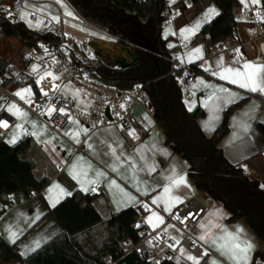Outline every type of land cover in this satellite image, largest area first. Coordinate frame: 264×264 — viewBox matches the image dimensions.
<instances>
[{
	"label": "crops",
	"instance_id": "crops-1",
	"mask_svg": "<svg viewBox=\"0 0 264 264\" xmlns=\"http://www.w3.org/2000/svg\"><path fill=\"white\" fill-rule=\"evenodd\" d=\"M28 1V8L30 10L46 6L43 7V11L40 13L49 18L56 16L57 13L53 9V5L57 7V10L66 7L68 11L77 13L66 0H62V4L56 3V0ZM178 1L175 0V3H172L171 0H166L167 5H174ZM238 1L240 2L241 9L236 18L242 17L248 9H256L261 12V23L259 26L237 25L236 33L219 43L213 42L209 36H206L201 41H197L196 39L202 29L221 14V9L215 3L203 7L199 2H194L191 5L180 8L175 21L163 27L162 35L167 42L168 49L171 50L172 57L177 60L179 68L184 70L188 67L191 68L193 65L197 66V69L193 71V74H195L194 80L184 84L182 81L184 103L187 109L189 106H192L191 112H194L197 108L203 111L204 116L198 118V123L208 138L212 137L214 130L222 122L226 109L230 105L243 101L232 113L229 122L230 132L221 141L220 147L232 164L241 167L249 178L259 181L261 186L264 185V135L262 134L260 125L264 124V96L259 93L254 94L240 89L233 84H229L213 76L211 71L204 70L209 66H211L212 70H216V63L220 57L224 58L226 65L236 57V53L229 55L221 51L222 46H226L231 51L239 48L245 59L264 63V22H262L264 21V8L262 7V1L260 5H253L249 0L248 7H245L241 3V0ZM209 8H215L219 15L212 17L208 22L202 23L201 28L196 34L185 41L180 35V29L193 26L197 20L203 21L204 13ZM20 21L25 23L33 31L38 29L29 26L27 22L28 17L25 20L20 19ZM43 31L45 30H40V32ZM166 33L167 37H165ZM70 34L76 36L78 39L76 33L73 34L72 32ZM186 43H190V46L188 48H182V45ZM169 45L174 46L170 47ZM196 47H202L203 59L194 60L189 63L187 54ZM27 51L28 48L25 54ZM24 56L13 59V62H7L16 66H24L27 63ZM178 57L182 58L184 62L181 63V59H178ZM0 59L7 60V58H3L2 56H0ZM184 75L183 79L185 80L189 78L190 73L184 70ZM201 79L206 83L228 88L232 92L238 93L241 98H237L234 103L228 105H224L222 101L218 102L220 105L219 110L212 109V102H210L208 108H205L202 102L207 98V93L211 90L205 89L199 84V80ZM70 86L69 84H65L58 90L64 93L63 91H66L65 87H67L69 90L67 94H64L70 96L76 104H80L79 95H74L76 90H73L75 88L71 86L73 87L72 89ZM25 87L31 86L12 85L9 87L11 94L15 97L14 100H9L8 96L0 89V113L4 112L10 117L12 122V129L4 142L9 146H15L21 141L28 140L30 147L26 153L22 154V159L34 161V174L38 180L48 178L50 181L42 192L34 194L31 197H27L22 192H16L10 195V202H6L0 198V236L10 244H17L22 257L29 256L62 233V224L53 215L49 214V212L59 207L67 198L72 197L76 191L95 197L93 206L102 219H108L128 208H133L137 211L141 203L149 204L154 211L163 215L164 219H166L169 214L163 211V206L157 207L156 205H152L151 200L153 197L163 193V188L169 183L168 177L173 174L186 177L187 184L190 186H180L179 188L173 189V195L181 197L183 203L198 193L204 194L196 188L188 174L189 163L179 155L172 153L170 147L166 144L164 131L159 128L154 117L149 116L142 107H138L136 110L137 123L129 127L119 124L92 127L87 123L78 121V125L68 123L63 131L56 132L46 123L39 121L26 111L23 107V101L14 95L16 91ZM11 103L17 104L18 107L28 112V123H24L7 111V106ZM244 113H248V115H244ZM214 116L218 118L211 119ZM33 120L37 122L38 128L46 126L47 131L40 135L39 140L49 141L48 143L38 142L36 136L31 135V138H29L28 135L23 134L20 135V138L15 144L7 142L11 139L14 131H19L15 129L16 124L23 123L24 128L28 132L36 131L37 129H33L30 123ZM206 122L209 125V129L214 128V130L206 129ZM243 123L250 125L248 132L242 130ZM80 127L87 128L89 131L87 135L83 132L80 133L79 139L81 142L79 144L75 143L69 136L64 135V131H79ZM133 130L136 138L129 135V132ZM53 137L55 138L53 139ZM80 144L87 147L90 152L85 153L84 150L79 148ZM89 144L92 145L91 148L88 147ZM111 148H115L116 154L121 156L119 161L115 160L111 153ZM78 157L84 158L83 161L79 162L84 168H87L88 163L93 166L91 170H88L87 177H82L85 180L83 187H86L88 191H83L82 185L77 183L69 175V168L73 163L77 162ZM132 164L136 166L135 180L132 178ZM113 165L116 166V171L112 170ZM149 166H155V171L149 172ZM97 170L104 172L106 178L96 177L95 173ZM88 180H96L97 183H87L86 181ZM111 180H115L121 188L136 197V200L129 201L118 188L110 185ZM55 184H59L66 192H70L71 195H60L59 202L55 207H52L50 198L53 200L56 199L58 190L53 189L50 193L49 189L53 188ZM137 186L141 191H137ZM93 188H95V191H92ZM262 189L264 190V188ZM144 191H147L148 195H143L142 192ZM209 201L211 204L210 208L198 225L192 229V234L197 239L202 233L199 224H208L209 221L226 227L230 232H236L238 227L242 228L243 232L240 234L241 239L250 240L254 244L251 261V264H254L253 255L255 251L260 249L261 242L245 222L241 220L234 223L228 222L230 214L223 206L211 199ZM183 203H177L173 207L172 212L178 209ZM215 213H219V215H213ZM149 215H151L150 212L146 217ZM10 227L12 231L18 232V238L15 243H12L8 238L9 233L7 229ZM170 232L176 234L174 229H170ZM213 232L218 235L221 234L219 229H213ZM198 241L201 242L204 248L208 247L202 241ZM37 242L40 245L38 248L36 247ZM31 249L35 250L32 251ZM209 251L213 257L221 260L222 264H227V261H224V258L220 257L219 253L213 249H209ZM181 258L176 261L192 264V262L182 255ZM208 261L209 257H204L201 264H207Z\"/></svg>",
	"mask_w": 264,
	"mask_h": 264
},
{
	"label": "trees",
	"instance_id": "trees-1",
	"mask_svg": "<svg viewBox=\"0 0 264 264\" xmlns=\"http://www.w3.org/2000/svg\"><path fill=\"white\" fill-rule=\"evenodd\" d=\"M3 0H0V9ZM78 15L104 31L119 37V44L138 56L131 67H112L103 59L82 58V64L92 69L105 83L119 90L142 87L154 109V119L166 132V144L173 154L189 163L188 174L196 188L209 199L220 203L230 214L228 222H245L261 242L253 260L264 261V190L259 181L249 178L244 170L232 164L220 147L229 134L230 117L243 103L230 105L222 122L211 138L202 131L198 118L204 116L197 108L194 112L184 103V70L171 55L163 38V12L166 0H66ZM262 7L264 8V0ZM203 7L215 3L221 14L206 25L197 41L209 36L219 43L236 33V16L241 9L238 0H195ZM177 4V3H176ZM183 7V6H181ZM16 38L22 48H37L41 41L60 43V37L51 32L31 30L22 21L5 16L0 10V37ZM104 56V55H103ZM7 61L0 59V75ZM193 71L196 65L191 67ZM264 135V124L260 125ZM30 147L28 140L15 146L0 142V198L10 202V195L22 192L27 197L40 193L49 179L38 180L35 163L22 159ZM95 197L76 191L59 207L51 210L63 226V231L27 257H22L17 244H10L0 236V264H104L103 257L120 259L118 243L130 239L141 240L140 230L133 227L137 212L123 210L108 219H102L93 206ZM134 264H143L137 262ZM163 264H187L166 261Z\"/></svg>",
	"mask_w": 264,
	"mask_h": 264
},
{
	"label": "built area",
	"instance_id": "built-area-1",
	"mask_svg": "<svg viewBox=\"0 0 264 264\" xmlns=\"http://www.w3.org/2000/svg\"><path fill=\"white\" fill-rule=\"evenodd\" d=\"M7 1H12V5H8ZM147 1V0H142ZM195 0H179L177 4L167 5L163 12V27L171 24L175 21L179 14L181 6H188L194 3ZM29 4L28 0H3L1 4V12L9 17V10L12 13L11 17L20 21V13L27 11L30 13L28 20L31 21L32 26L35 28L38 20L43 21L34 30L39 33L51 32L54 35L60 37V43H53L48 41H41L37 48H28L24 58L27 63L24 66H16L8 63L3 71V75H0V89L8 96L9 100H14L15 97L11 94L9 87L12 85L19 86H31L34 95L32 97L34 103L32 106L23 102V107L33 117L39 121L46 123L50 128L56 132H61L60 129H64L68 125V116H61L58 113H54L51 118L47 115H40L41 109H36L35 105L40 104L43 106L54 105L55 107H65V110L70 113L71 117L77 121H81L89 124L92 127H103L110 124H119L125 127H129L137 123L138 118L136 110L138 107H142L145 112L153 117L154 109L150 106L142 87L137 86L133 89L119 90L113 86L105 83L95 72L84 66L77 56L71 53V58L66 52L70 53L67 44L73 43L80 47H88L89 51H92V47L88 42L79 41L76 36L68 34L65 31L68 20L76 22L72 17L65 16L63 11L56 13V16L60 18V22L53 21L51 18L42 15L40 12H35L25 7V4ZM259 13V15H258ZM261 12L256 9H248L242 17L236 18L237 25H260ZM87 27V24H83ZM47 28V29H46ZM92 30H98V32L111 40H105L99 38L100 44L111 46V50L114 51L110 65H115L116 55L119 52L125 54L126 47L119 46V37L108 33L104 30L97 29L89 26ZM40 30H45L40 32ZM67 34V35H66ZM190 43L182 45V48H188ZM104 48V46L100 47ZM47 50V51H46ZM69 50V51H68ZM221 51L226 52L229 55L235 54V51L227 49L226 46L221 47ZM38 66L39 73H32V66ZM179 68V66H177ZM190 73L188 79H183L184 83H189L194 80L195 74L193 70L188 67L184 69ZM45 71H50L53 74L60 77L59 80L52 81L51 78H46L40 86H37L36 80L40 74ZM92 72V73H91ZM87 77V78H86ZM59 85V88L65 84H69L79 89L80 104H76L74 100L60 92L58 89L52 91V84ZM49 92L48 97L41 94L40 88ZM123 105V107H121ZM0 119L9 121V128H0V142H4L8 133L12 129V122L8 115L4 112L0 113ZM31 138V135H28ZM80 149L85 153H89L90 150L83 144H80ZM141 203L137 209V217L133 223V227L136 230H140L142 238L139 242L135 243L130 239L122 240L118 243L122 250V256L120 259L114 260L111 255H105L102 259L104 264H119L122 259L130 254H135L138 257V262L143 264H163L166 261H173L182 259L180 252L173 251L168 247V244H174L171 237L180 239L181 243L177 248L182 247L188 251L191 255L199 257L204 247L195 236L192 234V229L198 225L201 219L204 217L207 210L210 208L209 199L201 193H198L194 197L185 201L178 209L173 213L179 214L180 217H187L190 213L196 214L195 219H189L186 224L180 223L179 220L173 219L171 215L165 219L166 224L175 225L174 228H168L166 232L163 231L165 225L157 228L155 231L147 224L146 216L149 211H146L142 207ZM139 225V227L137 226ZM170 229H174L176 234H172ZM176 229H180L177 231ZM179 233V234H178ZM151 241V244H149ZM195 241V246L193 245ZM173 257V259H169ZM254 264H264V261H254Z\"/></svg>",
	"mask_w": 264,
	"mask_h": 264
},
{
	"label": "snow or ice",
	"instance_id": "snow-or-ice-1",
	"mask_svg": "<svg viewBox=\"0 0 264 264\" xmlns=\"http://www.w3.org/2000/svg\"><path fill=\"white\" fill-rule=\"evenodd\" d=\"M172 3H175V0H171ZM251 4L253 5H260L261 0H250ZM56 3L62 4V0H56ZM241 3L248 7L249 0H241ZM27 3L25 4V7H28ZM63 6V5H62ZM46 7V6H43ZM43 7H37L34 9L35 12H42ZM20 19L25 20L30 13L27 11L21 12ZM65 16L73 17L75 19L76 17L73 15L71 11H68L65 7L64 11ZM219 15L217 10L215 8H209L204 13L203 21L197 20L193 26L191 27H184L180 29V35L181 37L187 41L190 39L191 36H194L196 32L201 28L202 23L208 22L212 19V17ZM259 15V13H258ZM12 13L9 10V18H11ZM52 20H55L56 22H60V18L58 16H53L51 18ZM29 23V26H32L31 21H27ZM264 22V21H262ZM43 23V21L38 20L36 23V27H39V25ZM83 30V29H82ZM67 35V34H66ZM165 37H167V33L165 34ZM170 47H173L174 45H169ZM47 51V50H46ZM236 57L229 63L225 64L224 58L220 57L219 60L216 63V70H212L211 66L206 67L205 71H211V74L215 77H217L220 80L226 81L229 84H233L237 86L240 89H243L250 93H259L260 95L264 96V63H258L256 61H249L243 57V54L239 48H236L235 50ZM181 59V63H183V59ZM203 59V53H202V47H196L191 50L187 54V60L189 63L193 62L194 60ZM32 73H39L38 66L33 65L32 66ZM51 78L52 81L59 80L60 77L53 74L50 71H45L43 74L39 75V78L36 80L37 86H40L41 83L46 79ZM87 78V77H86ZM199 84L203 86L205 89H210L211 91L207 93V98L202 102L203 106L205 108H208L210 106V102H212L211 107L213 110H219V103L220 101L223 102L224 105H228L231 103H234L237 98L239 97L238 93L232 92L230 89L225 88L223 86H215L209 83H206L204 80H199ZM59 88V85L53 83L52 84V91H55ZM40 92L43 96L48 97L49 92L44 90L43 87L40 88ZM80 90L77 89L74 95L78 96ZM15 96H17L21 101H23L25 104H28L29 106H32L34 101L32 99L34 93L31 87H25L22 89H19L14 93ZM188 103V102H186ZM194 106V105H193ZM36 109H41L39 112L40 115H47L49 118L52 117L54 113H58L61 116H68V122L72 123L74 125H78L79 122L75 119H73L65 110V107H55L54 105H48V106H41L40 104L35 105ZM123 107V105H121ZM189 111L192 110V106H189ZM7 111L10 112L14 117H16L19 120H22L24 123L29 122V114L28 112L24 111L22 108L18 107L17 104L11 103L7 106ZM244 115H248V113H244ZM218 117H212L211 119H217ZM31 126L33 129H37L36 131L28 132L27 129L24 128V124H16L15 129H18L19 131H14L11 139L7 142L10 144H15L17 140L20 138V135H32L36 136L38 139V142L48 143L49 141H40L39 137L40 135L47 131L46 126L43 128H38L36 121H30ZM0 128L2 129H8L9 128V121L0 119ZM205 128L209 129V125L206 122ZM250 129V125L247 123L242 124V130L244 132H248ZM63 131V129H60ZM209 130H214L209 129ZM89 129L80 127L79 131H64V135L69 136L75 143L79 144L81 141L79 139L80 133L83 132L85 135H87ZM130 136L135 137L134 130L129 132ZM55 137H53L54 139ZM89 148L92 147L91 144L88 145ZM111 147V146H110ZM111 153L114 156L116 161H119L121 159L120 155L116 154V149L111 148ZM122 155V154H121ZM143 158V157H142ZM83 157H78L77 162L73 163L69 168V175L77 181V183H80L82 185L83 191H88L86 187H83L85 180L82 179V177H87L88 170L92 169V165L90 163L87 164V168H84L79 162L83 161ZM128 159V158H125ZM135 164L131 165V170L133 172V180H135ZM112 170L116 171L117 168L115 165L112 166ZM149 172L155 171V166H149ZM247 170V169H245ZM96 177H105V173L102 171L97 170L96 171ZM106 178V177H105ZM168 185L163 188V193L160 195H157L152 198L151 204L156 205L157 207L163 206V211L167 212L169 215L173 217V219L179 220L180 223L186 224V222L189 219H195V215L193 213H190L187 217H180L179 214L173 213L172 209L177 203H183V200L181 197L173 195V189L179 188L180 186L190 187L187 184L186 177L184 176H176L175 174L168 177ZM87 183L95 184L97 183L96 180H88ZM111 186H115L120 190V192L123 193L124 196L128 198L129 201L136 200V197L132 196L130 193L126 192L123 188L120 187L116 183L115 180L110 181ZM262 188H264V185H261ZM53 189L58 190V195L56 199H51V206L55 207L56 204L59 202V196L60 195H71L70 192H66L65 189H63L59 184L53 185V188L49 189V192L51 193ZM92 191H95V188L92 189ZM137 191H141V189L137 186ZM155 191V189H153ZM143 195H148L147 191L142 192ZM142 207L151 213L150 216L146 217V222L148 225L152 228L153 231H155L157 228H159L161 225H165L163 231L166 232L168 228H174L175 225L172 224H166L165 219L163 215L159 214L158 212L154 211L149 204L143 203ZM213 215H219V213H215ZM139 227V225H137ZM200 229L202 230L201 235L197 237L198 240L202 241L204 244H206L208 247H205L203 251L201 252L200 256H193L190 254H187L185 249L182 247L177 248L176 246H179L181 241L180 239L176 237H171V239L174 241V244H168V247L172 249L173 251H179L182 256H186V259L191 261L192 264H201V261L204 257H209V261L207 264H222V261L213 257L209 249H213L215 252L219 253L220 257L224 258V261H227V264H251L252 261V253L254 251V244L247 239H241L240 234L243 232L242 228H237L236 232H230L227 230L226 227L212 223V221H209L208 224L200 223L199 224ZM213 229H219L221 234H216L213 232ZM177 231H180V229H176ZM9 233V240L12 243L16 242V239L18 238V232L12 231L11 227L7 229ZM149 244H151V241H149ZM193 245L195 246V241H193ZM39 242L36 243V247L38 248ZM34 251L35 249H31ZM24 255V253H22ZM169 259H173V257H169ZM159 264V262H157Z\"/></svg>",
	"mask_w": 264,
	"mask_h": 264
},
{
	"label": "rangeland",
	"instance_id": "rangeland-1",
	"mask_svg": "<svg viewBox=\"0 0 264 264\" xmlns=\"http://www.w3.org/2000/svg\"><path fill=\"white\" fill-rule=\"evenodd\" d=\"M7 4L12 5V1H7ZM53 9L56 10L57 13L60 10L65 11V8H63V7H62V9L57 10V7L54 5H53ZM71 12L76 17L74 20L78 23H73V21L68 20L66 22L67 26L65 27V31L68 34H70L72 32H73V34L76 33V35L78 36V40L88 42L89 45L92 47V51H89L88 47H80L79 45H75L73 43H68L67 47H68V49H70L71 52L70 53L66 52L67 55L71 58V53H72L74 56H77L80 59V61H82V58H84V57H86L87 59H95V60L101 58L105 62L111 61V58H112L111 53H114V51L110 49V48H112L111 46H106V43H105V44H100V47L104 46V48H100V47L97 48V44L99 43V40H98L99 38L105 39V40H111V39L100 34L98 32V30L90 29L89 26L95 27V28L100 29V30H103V29L100 28L99 26L89 22V21L82 19L77 13H75L73 11H71ZM53 21H55V20H53ZM83 24H87V27L84 26ZM0 39H1L0 40V56H2L3 58H7V60L5 59V61L11 62L15 58L17 59V58L24 56L27 48H22L17 39L7 38L4 36H1ZM119 46L122 47L120 44H119ZM65 88H66V91L65 90L64 91L62 90V91L67 94V91L69 89L67 87H65ZM71 88L73 89V87H71ZM73 90H75V89H73ZM186 253L190 254L187 251H186ZM183 257L186 258V256H183Z\"/></svg>",
	"mask_w": 264,
	"mask_h": 264
},
{
	"label": "water",
	"instance_id": "water-1",
	"mask_svg": "<svg viewBox=\"0 0 264 264\" xmlns=\"http://www.w3.org/2000/svg\"><path fill=\"white\" fill-rule=\"evenodd\" d=\"M125 54L126 55H123L121 53L117 54L116 61L114 62V64L119 65L122 68H128L136 63L138 56L135 52L131 51V49L129 48H125ZM164 134H166L165 131ZM137 262H138L137 255L132 253L127 257H125L124 259H122L119 264H134Z\"/></svg>",
	"mask_w": 264,
	"mask_h": 264
}]
</instances>
